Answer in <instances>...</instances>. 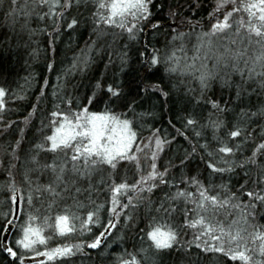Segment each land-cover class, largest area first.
Segmentation results:
<instances>
[{"label":"snow or ice","instance_id":"snow-or-ice-1","mask_svg":"<svg viewBox=\"0 0 264 264\" xmlns=\"http://www.w3.org/2000/svg\"><path fill=\"white\" fill-rule=\"evenodd\" d=\"M82 2L87 3V0H0V12H3L5 22L10 20L12 26L20 24L21 29H27L30 33L36 31L30 28L34 17L45 23L51 21L53 28L59 32V22L67 19L70 9H79ZM92 3L95 5L93 32L97 39L109 34V29L118 30V33L113 31L112 35L126 34L130 41L138 40L149 26L153 33L161 29V25L153 22V9L157 0H92ZM170 15L175 21L177 14L170 10ZM209 20L210 30H202L196 36L197 44L191 63L185 56L181 66V58L176 56L177 51L186 52L185 38L190 37V33L180 31V26L175 22L170 26L169 43L179 41V48H174L170 54L165 52L162 56L160 49L153 47L148 53L145 47L142 55L147 53V57L143 63L146 71L154 74L163 68L169 75L179 72L181 76H191L199 85L200 97L215 112L223 113L229 110L228 106L221 107L216 100L205 95L214 81L219 80L224 87L234 86L238 101L245 92L251 95L255 91L246 87L250 82L255 81L264 89V0H216ZM187 23L192 28L200 26L199 21L189 20ZM78 24V19L73 17L66 27L75 29ZM242 33L246 35L242 37ZM96 44L97 41L93 40L86 45L81 54L73 58L71 68L61 75L66 78L76 71L87 69L94 60ZM238 44L243 47H236ZM253 46L254 54L248 56V49ZM99 52H104V48L101 47ZM108 59L111 63V55H108ZM121 59L123 62V57ZM48 69L54 71L53 64H49ZM61 75H57V85L52 89L53 108L47 125L51 133H45L41 141L28 150L20 165L23 169L21 179L17 180L16 170L20 162L19 153L23 151V129L19 130V139L0 145V172L6 174V179L0 181V193L6 194V199L0 200V205H7L6 211L0 210V234H3L0 237V254L7 253L11 257L8 264H37V257H45L48 261L59 258L63 264H70L66 258L78 253L89 255L86 249L101 248L102 240L106 234L112 235L111 229L120 222L121 216L125 224L134 221L128 209L134 211L144 201H147L149 211L154 213L149 216L147 225L140 229L144 233L141 239L150 241L149 248L157 252L176 248L187 251L194 246L205 254L222 255L226 258L224 264L229 261L264 264V224L257 219L264 215V126L260 127L258 133L259 142L253 135L256 129L249 131L239 123L227 129L228 139L225 140L218 135L226 127L225 121L219 117L209 121L216 146L211 147L207 142L200 145L205 153L202 160L210 170V175L220 179H223L224 174H229V178L232 174H242L243 183L239 187L233 188L230 183H221L218 187L211 183L206 186L197 177L186 179L183 175L177 180L176 177H169L167 169L159 171L157 167L159 153L171 141L162 138L158 134L159 130L150 133L149 137L141 136L134 119L129 118L128 113H132L133 117L136 115L137 98L129 100L122 88L99 79L94 86L97 91L81 103L64 91L66 85L60 83ZM233 75L239 76V82L230 79ZM47 87L49 84L45 80L40 97L37 98L38 104L45 98L44 89ZM143 90L145 94L159 92L168 96V92L159 84H145ZM189 91L195 92V89ZM5 96V89L0 87V122L6 111ZM104 97L107 98V104L103 113L89 111L88 105L100 102ZM65 101L67 108L62 110L61 105ZM113 105L123 106L128 112L117 113ZM36 110V106H33L32 112L24 120L25 126L30 123ZM139 115L142 117L145 113ZM240 115L249 120L257 116L264 117V108L253 112L242 110ZM13 123L9 121L4 131L11 128ZM41 124L43 131V121ZM197 124L198 121L191 116L185 120V126H193L195 135L201 137L202 131L194 127ZM177 132L186 140L189 139L181 129H177ZM250 142L251 151L246 155V146ZM41 153L50 154V159L46 157L42 161ZM142 161L147 163V170ZM127 164H134L138 179L131 184L126 180L117 183L113 177L121 166ZM252 169L257 170L255 178ZM105 172L111 184L105 180ZM33 174H36L35 179ZM44 176H47V180L41 182L40 178ZM97 176L98 184L105 185L110 193L107 226L101 223L98 215L104 204H98L93 199V194L98 196L100 191L98 184L93 182ZM181 184L186 187L181 188ZM161 185L166 186L168 191L157 201L159 206L152 207V196ZM122 197H127V203H123ZM66 200H71L72 204L64 208V214L55 217V228L61 237L77 231L69 225L72 207L89 208L86 218L72 214L73 220L80 221V233L91 232L92 226L104 230L86 244L61 245L43 250L38 246L47 244L48 238L43 233L49 227L48 213L54 205ZM84 200L89 203L85 204ZM180 202L184 205L182 209L174 206ZM92 204L96 205L95 208L90 207ZM181 211L183 219L178 221L176 217ZM220 215L233 218L225 225L219 219ZM187 229L192 230L193 239L182 242L180 237ZM250 243L256 246L255 250L261 259H253ZM39 264H45V261L40 260ZM114 264H155V260L148 255V249L141 247L139 252L125 251L118 255Z\"/></svg>","mask_w":264,"mask_h":264},{"label":"trees","instance_id":"trees-1","mask_svg":"<svg viewBox=\"0 0 264 264\" xmlns=\"http://www.w3.org/2000/svg\"><path fill=\"white\" fill-rule=\"evenodd\" d=\"M216 0H157L156 7L153 9V22L161 25L158 32L153 33L151 26L142 34L138 40L130 41L126 34L112 35L113 31L118 33V30H108L109 34L104 35L102 41L97 42L94 49V60L90 66L84 71H76L75 74L68 75L66 78L61 75L71 68L73 58L81 54V50L86 48V45L91 41H97V35L93 32L92 17L95 11V5L92 0H87V3L82 2L79 9L72 8L65 21H60V31L56 32L51 21L41 22L33 18L30 28L35 29L34 33H30L27 29H21L20 24L11 25V21L5 22L3 12H0V87L5 89L6 96V111L3 116V121L0 122V145H6L9 141H14L20 138V129L24 131V142L19 153L20 162L17 167V180L21 179L23 169L20 167L23 164L28 150L35 147V143L41 141L45 133L50 134L51 129L47 127L50 118V112L53 108L52 104V89L57 85V75H61L60 83L65 84L64 91L73 100H79L81 103L96 92L95 83L99 79H104L108 84L114 83L123 89L124 94L129 100L136 99V115L128 113L130 119H134L138 133L143 137H149L150 133L159 130V135L171 141V143L163 146V151L159 153L157 167L159 171L168 170L169 177H176L179 180L183 175L186 179L192 177L199 178L205 185L210 183L217 187L221 183H230L233 188L239 187L243 183V176L224 174L223 179L216 175H210V170L206 168V163L202 160L205 155L204 150L200 145L209 143L211 147L216 146V141L212 140L213 131L209 124L210 120H215L217 117L225 121V128L218 133L225 140L227 137V129H231L234 124L239 123L241 126L247 127L249 131L256 129L253 133L256 142L260 141L258 135L260 127L264 126V117L257 116L251 120L241 117V111H258L264 108V89H261L255 81L250 82L246 87L251 90L255 89L251 95L245 92L238 101L235 96V87H224L219 80L214 81L205 95L209 99H214L224 107L228 106L227 112H215L211 105L206 103L200 97L199 85L192 78L181 76L177 73L167 74L163 68L159 73L146 71V66L143 61L147 57V53L143 54L145 47L148 48V53L153 47L161 50V55L169 50L171 36L169 35L170 26L175 24L180 26V31L193 34L194 32L209 31L210 20L209 13L215 7ZM7 8V4L4 6ZM170 10L177 14L175 21L170 15ZM75 17L79 24L75 29H68L66 24ZM199 21L200 26L192 28L187 21ZM214 22V21H212ZM44 29V31H40ZM51 33V35H49ZM117 38L118 41L112 45V40ZM106 40V41H105ZM111 45L112 49H108ZM127 45V47H125ZM103 47L104 52L100 53L99 49ZM99 53V54H96ZM126 54V55H125ZM108 55H111V63ZM123 57V62L122 58ZM53 64L54 71H49L48 65ZM230 79L239 82V76L233 75ZM47 80L49 87L44 89L46 96L42 102L38 104L37 98L40 97L41 89L44 86V81ZM161 80L163 83H161ZM145 84H159L168 92L165 97L159 92L148 94L144 93L143 86ZM195 89V92L189 91ZM59 91V89H58ZM97 95H100L97 92ZM23 96V99L19 97ZM195 96V99L193 98ZM197 100L199 103H197ZM107 104V98L104 97L100 102H93L88 105L89 111L103 113ZM33 106L37 110L32 116L30 123L25 126L24 120L32 112ZM113 109L117 112H128V109L123 106L113 105ZM62 110H66L67 102L61 105ZM140 113H145L140 116ZM191 116L198 121L194 127L198 131H202V136L197 137L193 131V126H185V120ZM14 121L11 128L4 131L7 123ZM43 121L44 129L41 131ZM201 125L204 127L201 128ZM181 129L188 140L177 132ZM191 141V142H190ZM195 147V151L193 148ZM250 154L251 142L248 146ZM2 155V152H0ZM50 159V154L41 153L40 159ZM5 162L7 157H4ZM183 161V164L181 163ZM142 165L147 170V163L142 161ZM257 170L252 169L253 178H255ZM105 180L111 184L108 179L107 172L104 174ZM36 174H33L35 179ZM6 179V174L0 172V181ZM41 182H46L47 176L41 177ZM113 179L120 183L127 181L129 184L138 179V174L135 171L134 164L121 166L118 174ZM99 176L93 178V182L98 184ZM100 189L99 194H93V199L98 204H104V207L99 210L98 215L103 225L107 226L109 218L108 210L111 207L110 193L106 190L105 185L98 184ZM181 188L186 185L181 184ZM194 191V189H191ZM168 189L161 185L152 196L154 201L152 207H158L157 201L163 198ZM174 191V189H173ZM147 195V194H144ZM6 199V194L0 193V200ZM83 199V197L81 198ZM123 203H127V197L121 198ZM247 199V197H245ZM85 204L89 202L84 200ZM72 204L71 200L61 201L54 205L48 213L49 220L47 227L43 233L47 237L46 246L38 247L43 250L58 247L61 245L86 244L94 239L104 229L98 226H92L91 232L80 233V221L73 220L72 214L86 218L89 211L88 207L75 208L72 207L69 212V225L74 226L77 231L70 232L66 236L61 237L55 231V217L58 214H64V208ZM147 201L140 205L132 212L134 221H128L125 224V219L121 216L120 222L116 224L114 229H111L112 235L105 236L101 242L99 249H86L89 255L77 254L69 259L70 264H114L116 257L123 254L125 251L131 253L139 252L143 247L148 249V255L155 260V264H224L225 257L220 254L213 255L205 254L194 246L187 251L183 248L173 250H163L157 252L155 249L149 248L150 241L142 240L144 233L140 231L148 223V218L151 213L146 207ZM95 204L90 207L95 208ZM178 209L184 207L183 203L174 205ZM191 207V205H188ZM0 210H7V205H0ZM233 217L225 218L220 215L219 219L227 225ZM176 219H183V212ZM259 223L264 224V215L257 217ZM39 223V221H38ZM190 229L185 230L181 235V241H189L193 239ZM3 234H0L2 237ZM257 241V245H258ZM111 245L110 247L108 245ZM253 248V259H261L256 252V246L250 243ZM45 257H38V259ZM11 257L7 253L0 254V264H8ZM45 264H63L58 258L54 261L45 260ZM228 264H240L239 261H229Z\"/></svg>","mask_w":264,"mask_h":264},{"label":"rangeland","instance_id":"rangeland-1","mask_svg":"<svg viewBox=\"0 0 264 264\" xmlns=\"http://www.w3.org/2000/svg\"><path fill=\"white\" fill-rule=\"evenodd\" d=\"M109 30H111V29H109ZM113 31V30H112ZM201 32V31H200ZM200 32H194L193 34H190V37H186L185 38V43H186V52H179V51H177L176 52V56L177 57H180L181 59H180V64H181V66H183V64H184V57L186 56L187 58H188V63H191V57L195 54V49H194V46L197 44V40H196V36H197V34L198 33H200ZM244 35H246V33H242V37L244 36ZM127 36V35H126ZM242 37H240V38H242ZM234 38H236V37H234ZM240 38H237V39H240ZM100 41H102V39H97V42H100ZM106 41V40H105ZM118 41V39L117 38H114L113 40H112V45H113V43L114 42H117ZM246 43V42H245ZM179 45H180V42L179 41H176V42H174V43H171V45H170V48H169V50H167L166 52H168L169 54L172 52V50L174 49V48H179ZM236 47H243V45H237ZM108 49H112V47H108ZM254 51H255V48H254V46L253 47H250L249 49H248V56H252L253 54H254ZM165 53V52H164ZM164 53H163V55H164ZM245 58H247V57H245ZM197 64H199V61H197ZM241 67H243V64L241 63ZM177 74H179V72H177ZM180 75V74H179ZM186 77H188V78H192L191 76H187V75H185ZM193 79V78H192ZM70 224V223H69ZM54 228H55V226H54ZM55 231L58 233V231L56 230V228H55ZM250 245V244H249ZM40 246V245H39ZM37 259V264H39V261L40 260H47V258H43V259H38V257L36 258Z\"/></svg>","mask_w":264,"mask_h":264}]
</instances>
